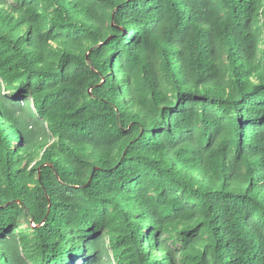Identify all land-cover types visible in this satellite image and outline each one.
I'll use <instances>...</instances> for the list:
<instances>
[{
    "label": "trees",
    "instance_id": "trees-1",
    "mask_svg": "<svg viewBox=\"0 0 264 264\" xmlns=\"http://www.w3.org/2000/svg\"><path fill=\"white\" fill-rule=\"evenodd\" d=\"M0 264H264V0H0Z\"/></svg>",
    "mask_w": 264,
    "mask_h": 264
},
{
    "label": "rangeland",
    "instance_id": "rangeland-1",
    "mask_svg": "<svg viewBox=\"0 0 264 264\" xmlns=\"http://www.w3.org/2000/svg\"><path fill=\"white\" fill-rule=\"evenodd\" d=\"M25 226H27V224H26ZM168 244H170V245H171V244H172V242H171V241H169V242H168ZM171 246H172L173 248H178V245H176V246H174V245H171Z\"/></svg>",
    "mask_w": 264,
    "mask_h": 264
},
{
    "label": "water",
    "instance_id": "water-1",
    "mask_svg": "<svg viewBox=\"0 0 264 264\" xmlns=\"http://www.w3.org/2000/svg\"><path fill=\"white\" fill-rule=\"evenodd\" d=\"M89 183H90V181H89Z\"/></svg>",
    "mask_w": 264,
    "mask_h": 264
}]
</instances>
